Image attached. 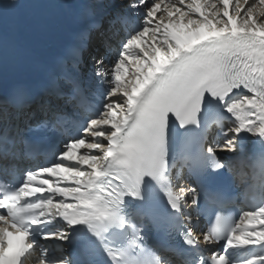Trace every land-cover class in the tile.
I'll list each match as a JSON object with an SVG mask.
<instances>
[{"label": "snow or ice", "instance_id": "snow-or-ice-1", "mask_svg": "<svg viewBox=\"0 0 264 264\" xmlns=\"http://www.w3.org/2000/svg\"><path fill=\"white\" fill-rule=\"evenodd\" d=\"M17 67L24 80L0 99V160L66 138L19 185L0 184V264H117L129 243L126 264H174L149 243L141 210L153 201L152 223L192 257L180 264H264V230L242 227L264 225V198L236 219L222 184L246 142L264 146V0H91L58 53ZM116 206L101 238L94 220ZM78 236L103 259L65 253Z\"/></svg>", "mask_w": 264, "mask_h": 264}, {"label": "bare ground", "instance_id": "bare-ground-1", "mask_svg": "<svg viewBox=\"0 0 264 264\" xmlns=\"http://www.w3.org/2000/svg\"><path fill=\"white\" fill-rule=\"evenodd\" d=\"M11 2L12 0H0V4L5 6L4 9H0V29L3 33L9 34L14 28L16 30V27L11 28L9 24L17 22L19 15L33 10L38 12L40 22L53 27L59 35L64 36L69 31L77 6L88 4L91 0H14L16 7H8ZM114 2L122 3L123 0H114ZM110 55L114 56L115 51ZM253 139L255 138L250 141ZM250 141L246 142V145ZM252 223L260 224L259 218Z\"/></svg>", "mask_w": 264, "mask_h": 264}]
</instances>
